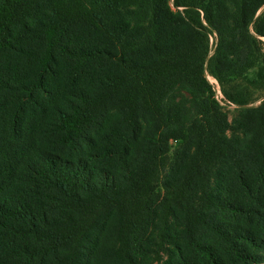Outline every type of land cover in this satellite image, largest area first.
Segmentation results:
<instances>
[{
    "label": "trees",
    "instance_id": "trees-1",
    "mask_svg": "<svg viewBox=\"0 0 264 264\" xmlns=\"http://www.w3.org/2000/svg\"><path fill=\"white\" fill-rule=\"evenodd\" d=\"M257 36L264 0H0V264H141L172 220L170 264H264V101L235 128L205 78L263 90Z\"/></svg>",
    "mask_w": 264,
    "mask_h": 264
},
{
    "label": "rangeland",
    "instance_id": "rangeland-1",
    "mask_svg": "<svg viewBox=\"0 0 264 264\" xmlns=\"http://www.w3.org/2000/svg\"><path fill=\"white\" fill-rule=\"evenodd\" d=\"M207 27H209L206 24ZM210 29V39H211V48L209 51V54L207 56V62H211L213 58L215 57V50L216 46L218 44V34L215 30ZM258 46L261 48V51L264 52V37H258ZM244 53L240 52L238 56L232 57V62L236 67V70H238L243 63L242 55ZM250 59V58H249ZM250 62V60L247 61V64ZM207 67V66H206ZM258 76L259 71L256 68V66H252L248 72H246L242 76H238V74L233 73L229 77V80L234 81L231 83H222L220 80L214 76L207 68L205 69V78L207 81V84L212 87L214 91V96L216 100L219 102V104L222 106V110L224 113H226L228 120L231 125H234L235 128H238V121L240 119H244L242 116V106L233 103L230 101L226 95L227 90H232L231 85L238 83L237 85L241 86V88L247 86L250 95L252 96L251 103H249V106H256L261 104L264 101V89L261 91H258L256 89L258 85ZM228 80V81H229ZM177 141L176 140H170L169 142V152L167 155V158L165 160V163L162 165L160 169V174L157 179V183L160 185L161 182H163L166 177L168 176L169 172L171 171V167L173 165L174 161V151L177 147ZM156 224L154 225L155 228L153 232L151 233V236L149 238V242L144 244V248H147V251L145 252V255L141 259V264H170L171 257L173 253L175 252V243L179 239L178 237L181 235L180 232L171 235L169 232L170 227H178L175 224V221L172 220L167 226L163 228L162 225H160L159 221H155ZM158 230H162L161 233H158ZM101 264H107V263H101Z\"/></svg>",
    "mask_w": 264,
    "mask_h": 264
}]
</instances>
